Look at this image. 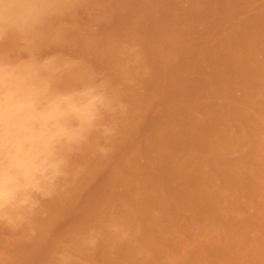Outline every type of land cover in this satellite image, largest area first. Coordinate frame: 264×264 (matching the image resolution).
Masks as SVG:
<instances>
[{
	"label": "rangeland",
	"instance_id": "obj_1",
	"mask_svg": "<svg viewBox=\"0 0 264 264\" xmlns=\"http://www.w3.org/2000/svg\"><path fill=\"white\" fill-rule=\"evenodd\" d=\"M169 1L50 0L44 15L27 34H6L9 37L5 35L0 38V59L3 58L0 62L8 64L17 63L19 60L18 62L35 65L43 64L51 82L54 80L53 88H60L57 91L80 90L84 89L86 84L98 92L101 91L111 103L107 109L101 110L100 123L112 127V132L107 138L102 135L100 137L99 131L88 133L89 140L87 139L83 146L80 145L82 149L77 147L70 154L72 156L69 157L68 176L58 181L57 191L55 190L50 198L40 200L39 211L36 210L39 214L35 212L29 216V223L0 221V264H244L246 261V264H260L262 261L261 264L264 263V193H261L264 192V0H237V3L236 0ZM230 3L231 6H228ZM68 10L69 12H66ZM153 52L155 53L152 54ZM166 68H170L169 72ZM136 72L138 73L134 74ZM261 76L263 81L260 80ZM128 110L130 114L127 113ZM252 123L256 127H253ZM186 128L187 131L182 130ZM189 134L190 136H187ZM207 134L209 140L206 139ZM228 141L231 144L228 145ZM101 146L106 152L99 151ZM127 157H130V160ZM256 192L257 194H254ZM156 196L158 198H155ZM62 213H65V216ZM206 234L210 235L206 237ZM31 242L35 246H32ZM204 250L206 252H203ZM172 257L175 261H172ZM181 259L182 261H179Z\"/></svg>",
	"mask_w": 264,
	"mask_h": 264
},
{
	"label": "clouds",
	"instance_id": "obj_2",
	"mask_svg": "<svg viewBox=\"0 0 264 264\" xmlns=\"http://www.w3.org/2000/svg\"><path fill=\"white\" fill-rule=\"evenodd\" d=\"M50 0H0V38L33 29ZM95 88L61 92L43 64L0 62V221L23 223L68 175L69 157L88 133L109 136ZM101 153L106 152L100 147Z\"/></svg>",
	"mask_w": 264,
	"mask_h": 264
},
{
	"label": "bare ground",
	"instance_id": "obj_3",
	"mask_svg": "<svg viewBox=\"0 0 264 264\" xmlns=\"http://www.w3.org/2000/svg\"><path fill=\"white\" fill-rule=\"evenodd\" d=\"M74 1H75V0H74ZM81 1H83V0H81ZM127 1H128V0H127ZM167 1H168V0H167ZM170 1H173V0H170ZM170 1H169V2H170ZM191 1H192V0H191ZM194 1H197V0H194ZM200 1H201V0H200ZM223 1H224V0H222V2H223ZM124 2H125V1H124ZM133 2H134V1H133ZM187 2H188V1H187ZM197 2H198V1H197ZM230 2H232V1H230ZM71 3H72V2H71ZM165 3H166V2H165ZM170 3H171V2H170ZM194 3H195V2H194ZM234 3H235V2H234ZM236 3H237V0H236ZM69 4H70V3H69ZM84 4H86V3H84ZM130 4H131V3H130ZM134 4H135V3H134ZM240 4H241V3H240ZM244 4H245V3H244ZM247 4H248V2H247ZM67 5H68V4H67ZM116 5H117V3H116ZM120 5H121V2H120ZM126 5H127V4H126ZM162 5H163V3H162ZM172 5H173V4H172ZM199 5H200V3H199ZM199 5H198V6H199ZM203 5H204V4H203ZM233 5H234V4H233ZM245 5H246V4H245ZM80 6H81V5H80ZM121 6H122V5H121ZM121 6H120V7H121ZM136 6H137V5H136ZM158 6H159V5H158ZM158 6H157V7H158ZM160 6H161V5H160ZM167 6H169V5H167ZM192 6H193V5H192ZM206 6H207V5H206ZM228 6H231V3H230V5H228ZM247 6H248V5H247ZM152 7H153V6H152ZM195 7H196V6H195ZM241 7H243V6H241ZM61 8H62V7H61ZM61 8H60V9H61ZM63 8H64V6H63ZM71 8H73V7H69V9H71ZM117 8H118V7H117ZM123 8H124V7H123ZM123 8H122V9H123ZM127 8H128V7H127ZM127 8H126V9H127ZM154 8H156V7L154 6ZM161 8H162V7H160L159 10H161ZM189 8H190V7H189ZM205 8H207V7H205ZM230 8H231V7H230ZM58 9H59V7H58ZM108 9H109V8H108ZM137 9H139V8H137ZM168 9H169V8H168ZM190 9H191V8H190ZM62 10H63V9H62ZM112 10H113V9H112ZM152 10H153V9H152ZM154 10H155V9H154ZM191 10H192V9H191ZM204 10H205V9H204ZM60 11H61V10H60ZM63 11H64V10H63ZM110 11H111V9H110ZM123 11H124V9H123ZM123 11H122V12H123ZM132 11H133V8H132ZM168 11H169V10H168ZM195 11H196V10H195ZM197 11H199V10H197ZM226 11H227V10H226ZM237 11H238V10H237ZM237 11H236V14H237ZM239 11H240V10H239ZM241 11H242V10H241ZM64 12H65V11H64ZM66 12H69V10L66 11ZM120 12H121V11H120ZM135 12H136V11H135ZM138 12H139V11H138ZM164 12H165V11H164ZM170 12H171V11H170ZM206 12H207V11H206ZM209 12L211 13V11H209ZM116 13H117V12H116ZM116 13H115V14H116ZM118 13H119V12H118ZM142 13H143V12H142ZM168 13H169V12H168ZM234 13H235V12H234ZM239 13H240V12H239ZM55 14H56V12H55ZM69 14H70V13H69ZM109 14H110V13H109ZM127 14H128V13H127ZM163 14H164V13H163ZM211 14H212V13H211ZM71 15H72V14H71ZM130 15H131V14H129L128 16L130 17ZM152 15H153V14H152ZM154 15H155V14H154ZM165 15H166V13L164 14V16H165ZM190 15H191V14H190ZM193 15H195V13H194ZM166 16H167V15H166ZM199 16H200V15H199ZM211 16H212V15H211ZM102 17H104V16H102ZM125 17H127V16H125ZM132 17H133V16H132ZM134 17H135V16H134ZM200 17H201V16H200ZM212 17H214V16H212ZM215 17H216V16H215ZM217 17H218V16H217ZM59 18H60V17H59ZM59 18H58V19H59ZM123 18H124V17H123ZM136 18H137V17H136ZM231 18H233V16H232ZM62 19H63V18H62ZM125 19H126V18H125ZM130 19H131V18H130ZM132 19H133V18H132ZM139 19H140V18H139ZM154 19H155V16H154ZM188 19H189V18H188ZM208 19H209V18H208ZM221 19H222V18H221ZM50 20H51V19H50ZM120 20H121V19H120ZM184 20H185V19H184ZM198 20H199V19L197 18V21H198ZM202 20H203V19H202ZM202 20H201V21H202ZM204 20H205V19H204ZM225 20H226V19H225ZM107 21H108V20H107ZM123 21L125 22L126 20H123ZM169 21H170V20H169ZM188 21H189V20H188ZM213 21H214V20H213ZM52 22H53V21H52ZM105 22H106V21H105ZM136 22H137V21H136ZM221 22H223V20H222ZM224 22H225V21H224ZM45 23H46V22H45ZM59 23H60V22H59ZM59 23H58V24H59ZM130 23H132V22H130ZM191 23H192V22H191ZM216 23H217V22H216ZM51 24H52V23H51ZM108 24H109V23H108ZM108 24H107V25H108ZM135 24H136V23H135ZM139 24H140V23H139ZM139 24H138V25H139ZM64 25H65V23H64ZM157 25H158V24H157ZM166 25H167V24H166ZM168 25H169V24H168ZM214 25H215V24H214ZM248 25H249V24H248ZM248 25H247V26H248ZM61 26H62V25H61ZM124 26H125V25H124ZM133 26L135 27L134 24H133ZM67 27H68V26H67ZM72 27H73V26H72ZM141 27H142V26H141ZM162 27H164V24H162ZM168 27H169V26H168ZM199 27H200V24H199ZM45 28H46V26H45ZM51 28H52V27H51ZM54 28H55V27H54ZM60 28H61V27H60ZM73 28H74V27H73ZM117 28H119V27H117ZM154 28H155V27H154ZM159 28H160V27H159ZM165 28H166V27H165ZM169 28H170V27H169ZM217 28H218V27H217ZM63 29H64V28H63ZM68 29H70V27H69ZM111 29H112V28H111ZM141 29H142V28H141ZM145 29H146V28H145ZM156 29H157V28H156ZM189 29H191V28H189ZM197 29H198V28H197ZM47 30H48V29H47ZM127 30H128V29H127ZM130 30H131V29H130ZM137 30H138V29H137ZM159 30H160V29H159ZM161 30H163V29H161ZM161 30H160V31H161ZM201 30H202V29H201ZM209 30H210V29H209ZM59 31H60V30H59ZM112 31H113V30H112ZM143 31H144V30H143ZM151 31H152V30H151ZM171 31H172V30H171ZM171 31H170V32H171ZM50 32H51V31H50ZM55 32H56V31H55ZM109 32H110V31H109ZM191 32H192V31H191ZM68 33H69V32H68ZM142 33H143V32H142ZM146 33H147V32H146ZM149 33H150V32H149ZM154 33H155V32H154ZM173 33H174V32H173ZM177 33H178V32H177ZM182 33H183V32H182ZM47 34H48V33H47ZM51 34H52V33H50V35H51ZM140 34H141V31H140ZM150 34H152V33H150ZM189 34H190V33H189ZM198 34H199V33H198ZM13 35H14V34H13ZM116 35H117V34H116ZM155 35H156V34H155ZM161 35H162V34H161ZM167 35H168V34H167ZM174 35H175V33H174ZM182 35H183V34H182ZM6 36H7V35H6ZM15 36H16V34H15ZM15 36H14V37H15ZM19 36H20V35H19ZM53 36H54V35H53ZM61 36H62V35H61ZM61 36H60V37H61ZM124 36H125V34H124ZM141 36H142V35H141ZM143 36H144V35H143ZM149 36H150V35H149ZM149 36H148V37H149ZM168 36H169V35H168ZM4 37H5V36H4ZM7 37H9V36H7ZM30 37H32V36H30ZM37 37H38V36H37ZM45 37H46V36H45ZM62 37H63V36H62ZM67 37H68V35H67ZM71 37H72V36H71ZM126 37H128V36H126ZM146 37H147V36H146ZM153 37H156V36H153ZM196 37H197V36H196ZM262 37H263V35H262ZM40 38H41V37H40ZM53 38H54V37H53ZM55 38H56V36H55ZM57 38H58V37H57ZM65 38H66V37H65ZM68 38H69V37H68ZM143 38H144V37H143ZM151 38H152V37H151ZM193 38H194V37H193ZM193 38H192V39H193ZM11 39H12V38H11ZM19 39H20V38H19ZM124 39H125V38H124ZM129 39H130V38H129ZM155 39H157V38H155ZM68 40H69V39H68ZM96 40H97V39H96ZM130 40H131V39H130ZM150 40H151V39H150ZM157 40H158V39H157ZM173 40H174V39H173ZM185 40H186V39H185ZM185 40H184V41H185ZM232 40H234V38H233ZM58 41H59V40H58ZM152 41H153V40H152ZM179 41H180V40H178V42H179ZM181 41H182V40H181ZM181 41H180V42H181ZM193 41H195V40H193ZM145 42H146V41H145ZM150 42H151V41H150ZM150 42H149V43H150ZM167 42H168V41H167ZM171 42L173 43V41H171ZM171 42H170V44H171ZM228 42H229V41H228ZM261 42H262V41H261ZM200 43H201V42H200ZM235 43H236V42H235ZM6 44H7V43H6ZM142 44H143V43H142ZM153 44L155 45V43H153ZM156 44H158V43H156ZM166 44H167V43H166ZM166 44H165V45H166ZM187 44H188V43H187ZM233 44H234V42H233ZM233 44H232V45H233ZM236 44H237V43H236ZM15 45H16V44H15ZM15 45H14V46H15ZM31 45H32V44H31ZM37 45H38V44H37ZM144 45H145V44H144ZM146 45H147V44H146ZM149 45H150V44H149ZM154 45H153V47H154ZM158 45H159V44H158ZM158 45H157V46H158ZM167 45H169V44H167ZM107 46H108V44H107ZM141 46H142V45H141ZM150 46H151V45H150ZM163 46H164V45H163ZM178 46L180 47V45H178ZM178 46H177V47H178ZM16 47H17V45H16ZM121 47H122V46H121ZM143 47H144V46H143ZM147 47H148V45H147ZM160 47H161V46H160ZM258 47H259V46H258ZM26 48H27V47H26ZM30 48H31V47H30ZM107 48H108V47H107ZM107 48H106V49H107ZM112 48H114V47H112ZM145 48H146V47H145ZM148 48H149V47H148ZM157 48H158V47H157ZM169 48H170V47H169ZM169 48H168V50H169ZM184 48H185V47H184ZM232 48H233V47H232ZM232 48H231V49H232ZM32 49H33V48H32ZM161 49H162V48H161ZM165 49H166V48H165ZM178 49H179V48H178ZM178 49H177V50H178ZM27 50H29V48H28ZM100 50H101V49H100ZM126 50H127V49H126ZM142 50H143V48H142ZM162 50H163V52H164V49H162ZM152 51H153V50H152ZM154 51H155V49H154ZM159 51H160V50H159ZM170 51H171V50H170ZM232 51H235V50H232ZM30 52H31V51H30ZM111 52H112V51H111ZM144 52H145V51H144ZM166 52H167V51H166ZM172 52H173V51H172ZM184 52H185V51H184ZM251 52H252V51H251ZM1 53H2V52H1ZM18 53H19V52H18ZM112 53H113V52H112ZM137 53H138V52H137ZM149 53H150V52H149ZM154 53H155V52H153L152 54H154ZM160 53L162 54V52H160ZM232 53H233V52H232ZM135 54H136V53H135ZM166 54H167V53H166ZM249 54H250V53H249ZM259 54H260V53H259ZM0 55H1V54H0ZM252 55H253V54H252ZM260 55H261V54H260ZM119 56H120V55H119ZM165 56H166V55H165ZM210 56H211V55H210ZM246 56H247V54H246ZM258 56H259V55H258ZM262 56H263V55H262ZM3 57H4V56H3ZM135 57H136V56H135ZM263 57H264V56H263ZM35 58H36V57H35ZM130 58H131V57H130ZM130 58H128V59H130ZM149 58H150V57H149ZM162 58H163V57H162ZM210 58H211V57H210ZM258 58H259V57H258ZM20 59H23V57H22V58L20 57ZM136 59H137V58H136ZM158 59H159V58H158ZM194 59H195V58H194ZM207 59H209V58L207 57ZM246 59H248V58H246ZM250 59H251V58H250ZM259 59H260V58H259ZM261 59H262V57H261ZM0 60H1V59H0ZM2 60H3V58H2ZM2 60H1V61H2ZM7 60H8V59H7ZM31 60H32V59H31ZM120 60H121V59H120ZM4 61H5V60H4ZM11 61H13V60H11ZM18 61H19V60H18ZM18 61H17V62H18ZM243 61H244V60H243ZM262 61H263V60H262ZM57 62H58V61H56V63H57ZM64 62H65V61H64ZM74 62H75V61H74ZM183 62H184V61H183ZM201 62H202V60H201ZM204 62H205V59H204ZM11 63H12V62H11ZM66 63H67V62H66ZM127 63H128V62H127ZM134 63H135V62H134ZM154 63H155V62H154ZM161 63H162V62H161ZM254 63H255V62H254ZM256 63H258V62H256ZM261 63H262V62H261ZM51 64H52V62H51ZM82 64H83V63H82ZM117 64H118V63H117ZM130 64H131V63H130ZM159 64H160V62H159ZM204 64H205V63H204ZM247 64H248V63H247ZM258 64H259V63H258ZM262 64H263V63H262ZM83 65H84V64H83ZM134 65H135V64H134ZM140 65H141V64H140ZM140 65H139V66H140ZM189 65H190V63H189ZM251 65L253 66L254 64H251ZM256 65H257V64H256ZM52 66H53V65H52ZM78 66L80 67L79 64H78ZM81 66H82V65H81ZM126 66H130V65H126ZM126 66H125V67H126ZM155 66H156V64H155ZM248 66H249V65H247V67H248ZM84 67H85V66H84ZM137 67H138V66H137ZM153 67H154V66H153ZM153 67H152V68H153ZM186 67H187V65H186ZM255 67H256V66H255ZM260 67H261V66H260ZM260 67H259V68H260ZM70 68H71V67H70ZM74 68H75V67H74ZM86 68H87V67H86ZM181 68H182V67H181ZM181 68H180V69H181ZM184 68H185V67H184ZM262 68H264L263 65H262ZM133 69H134V68H133ZM166 69H167V68H166ZM257 69H258V68H256V70H257ZM74 70H75V69H74ZM77 70H78V69H77ZM83 70H84V69H83ZM87 70H89V69H87ZM145 70H146V68H145ZM155 70H156V69H155ZM167 70H168V69H167ZM167 70H165V71H167ZM169 70H170V68H169ZM169 70H168V72H169ZM171 70H172V69H171ZM178 70H179V69H178ZM46 71H47V70H46ZM116 71H117V70H116ZM123 71H124V70H123ZM129 71H130V69H129ZM131 71H133V70H131ZM47 72H48V71H47ZM71 72H72V71H71ZM71 72H70V73H71ZM75 72H76V71H75ZM81 72H82V71H81ZM161 72H162V71H161ZM249 72H250V70H249ZM259 72H260V71H259ZM93 73H95V72L93 71ZM126 73H127V72H126ZM137 73H138V72H136V73H134V74H137ZM147 73H148V72H147ZM170 73H171V72H170ZM255 73H256V72H255ZM261 73H262V72H261ZM88 74H89V73H88ZM88 74H87V75H88ZM90 74H91V73H90ZM131 74H132V73H131ZM139 74H140V73H139ZM165 74H167V73H165ZM174 74H175V73H174ZM259 74H260V73H259ZM69 75H70V74H69ZM71 75H72V74H71ZM83 75H84V74H83ZM83 75H82V76H83ZM85 75H86V74H85ZM85 75H84V76H85ZM122 75H123V74H122ZM152 75H153V74H152ZM161 75H162V73H161ZM263 75H264V74H263ZM263 75H262V76H263ZM64 76H65V74H64ZM90 76H91V75H90ZM130 76H131V75H130ZM145 76H146V74H145ZM154 76H155V75H153V77H154ZM162 76H163V75H162ZM173 76H175V75H173ZM248 76H249V75H248ZM262 76H261V79H260V80H262ZM77 77H78V76H77ZM94 77H95V76H94ZM122 77H123V76H122ZM125 77H126V76H125ZM135 77H136V75H135ZM166 77H167V76H166ZM171 77H172V76H171ZM253 77H254V76H253ZM82 78H83V77H82ZM119 78H120V77H119ZM131 78H132V77H131ZM136 78H137V77H136ZM136 78H135V80H136ZM138 78H139V77H138ZM244 78H247V77H244ZM259 78H260V76H259ZM63 79H64V78H63ZM85 79H86V77H85ZM253 79H254V78H253ZM92 80L94 81V79H92ZM96 80H97V79H96ZM132 80H133V79H132ZM150 80H151V79H150ZM250 80H251V79H250ZM260 80H259V81H260ZM53 81H54V80H53ZM53 81H52V83H53ZM88 81H89V80H88ZM108 81H109V80H108ZM133 81H134V80H133ZM151 81H152V80H151ZM248 81H249V80H248ZM262 81H263V80H262ZM104 82H105V81H104ZM120 82H121V81H120ZM128 82H129V81H128ZM141 82H142V81H141ZM90 83H91V82H90ZM99 83H101V82H99ZM108 83H109V82H108ZM108 83H107V84H108ZM121 83H122V82H121ZM147 83H148V82H147ZM160 83H161V82H160ZM160 83H159V84H160ZM169 83H170V82H169ZM169 83H168V84H169ZM246 83H247V80H246ZM262 83H263V82H262ZM56 84H57V83H56ZM101 84H102V83H101ZM109 84H110V83H109ZM172 84H173V83H172ZM250 84H251V83H250ZM53 85H54V84H52V86H53ZM92 85H93V84H92ZM135 85H136V84H135ZM247 85H248V84H247ZM253 85H254V83H253ZM56 86H57V85H56ZM86 86H87V84L85 85L84 88H86ZM104 86H105V85H104ZM145 86H146V85H145ZM87 87H88V86H87ZM105 87H106L105 90H107V86H105ZM110 87H111V86H110ZM128 87H129V86H128ZM150 87H152L151 84H150ZM164 87H165V86H164ZM168 87H169V86H168ZM254 87H255V86H254ZM56 88H57V87H56ZM133 88H134V87H133ZM170 88H171V87H170ZM54 89H55V88H54ZM59 89H60V88H59ZM59 89H57V90H59ZM99 89H100V88H99ZM102 89H103V87H102ZM113 89H114V88H113ZM129 89H130V88H129ZM137 89H138V88H137ZM137 89H136V90H137ZM142 89H144V88H142ZM110 90H111V89H110ZM114 90H115V89H114ZM125 90H126V89H125ZM138 90H139V89H138ZM146 90H147V89H146ZM146 90H145V91H146ZM108 91H109V90H108ZM122 91H123V89H122ZM139 91H140V90H139ZM150 91H151V90H150ZM100 92H101V91H100ZM143 92H144V91H143ZM112 93H114V92H112ZM141 93H142V92H141ZM260 93H261V92H260ZM104 94H105V93H104ZM108 94H109V93H108ZM247 94H248V93H247ZM111 95H112V94H111ZM244 95H245V93H244ZM244 95H242V97H244ZM262 95H263V94H262ZM104 96H106V95H104ZM107 96H108V95H107ZM116 96H117V95H116ZM132 96H133V95H132ZM137 96H138V95H137ZM139 96H140V95H139ZM150 96H151V95H150ZM118 97H119V96H118ZM120 97H121V96H120ZM147 97H148V96H147ZM141 98H142V97H141ZM122 99H123V98H122ZM142 99H143V98H142ZM145 99H147V98H145ZM136 100H137V99H136ZM242 100H243V99H242ZM257 100H258V99H257ZM109 101H111V100H109ZM126 101H127V100H126ZM134 101H135V100H134ZM175 101H176V100H175ZM240 101H241V100H240ZM240 101H239V102H240ZM135 102H136V101H135ZM246 102H247V101H246ZM246 102H245V103H246ZM253 102H254V101H253ZM110 103H111V102H110ZM257 103H258V102H257ZM124 104H126V103H124ZM243 104H244V102H243ZM113 106H114V105H113ZM118 106H119V103H118ZM121 106H122V105H120V108H121ZM131 106H132V105H131ZM243 106H244V105H243ZM124 107H125V106H124ZM114 108H115V107H114ZM116 108H117V107H116ZM129 108H131V107H129ZM236 108H237V107H236ZM243 108H244V107H243ZM122 110H123V109H122ZM122 110H121V111H122ZM191 110H193V109H191ZM128 111H129V112H127V113L130 114V113H131L130 110H128ZM234 111H235V109H234ZM236 111H237V110H236ZM243 111H244V110H243ZM194 112H195V111H194ZM237 112H238V111H237ZM244 112H245V111H244ZM255 112H257V111H255ZM190 113H191V112H190ZM195 113H196V112H195ZM195 113H194V114H195ZM234 113H235V112H234ZM134 114H135V113H134ZM136 114H137V113H136ZM136 114H135V115H136ZM239 114H240V113H239ZM103 115H104V114H103ZM106 115H107V114H106ZM124 115H125V114H124ZM173 115H174V114H173ZM237 115H238V114H237ZM244 115H245V114H244ZM246 115H247V114H246ZM254 115L256 116V114H253V116H254ZM262 115H263V114H262ZM234 116H235V115H234ZM123 117L125 118V116H123ZM137 117H138V116H137ZM246 117H247V116H246ZM257 117H258V115H257ZM106 118H107V117H106ZM111 118H112V117H111ZM114 118H115V116H114ZM116 118H119V117H116ZM132 118H134V117H132ZM103 119H104V118H103ZM253 119H254V118H253ZM101 121H102V120H101ZM109 121L111 122L112 120H109ZM241 121H242V119H241ZM103 122L106 123V122H108V120H107L106 122H105V121H103ZM103 122H102V123H103ZM245 122H246V121H245ZM248 122H249V121H248ZM126 123H127V122H126ZM128 123H129V122H128ZM241 123H242V122H241ZM263 123H264V122H263ZM117 124H118V123H117ZM140 124H141V123H140ZM253 124H254V123H252V125H253ZM258 124H259V123H258ZM241 125H243V124H241ZM259 125H260V124H259ZM112 126H113V125H112ZM183 126H184V125H183ZM186 126H188V125H186ZM194 126H195V125H194ZM248 126H249V125H248ZM262 126H263V125H262ZM110 127H111V126H110ZM158 127H159V126H158ZM197 127H198V126H197ZM199 127H200V126H199ZM253 127H256V126L253 125ZM257 127H258V125H257ZM259 127H260V126H259ZM111 128H112V127H111ZM113 129H114V127H113ZM200 129H201V128H200ZM211 129H213V128H211ZM240 129H241V128H240ZM242 129H243V128H242ZM254 129H255V128H254ZM182 130H183V131H184V130L187 131V128H186V129H182ZM194 130H195V129H194ZM198 130H199V129H198ZM202 130H204V128H203ZM213 130H214V129H213ZM261 130H262V129H261ZM162 131H164V130H162ZM192 131H193V130H192ZM199 131H201V130H199ZM247 131H248V130H247ZM253 131H254V130H253ZM259 131H260V129H259ZM262 131H264V130H262ZM96 132H97V131H96ZM202 132H203V131H202ZM245 132H246V131H245ZM248 132H249V131H248ZM195 133H196V132H195ZM205 133H206V132H205ZM210 133H211V132H210ZM210 133H208V134L210 135ZM258 133H259V132H258ZM260 133H261V132H260ZM91 134H92V133H91ZM124 134H125V133H124ZM161 134H162V132H161ZM161 134H160V136H161ZM201 134H202V133H201ZM203 134H204V133H203ZM208 134L206 135V137H207L206 139H207V140H209V139H208ZM224 134H225V133H223V135H224ZM247 134H248V133H247ZM92 135H95V134H92ZM112 135H113V134H112ZM185 135H186V134H185ZM204 135H205V134H204ZM217 135H218V134H217ZM231 135H232V134H231ZM257 135H258V134H257ZM263 135H264V134H263ZM187 136H190V134L187 135ZM191 136H192V135H191ZM195 136H196V135H195ZM200 136H202V135H200ZM200 136H199V137H200ZM225 136H226V135H225ZM249 136H250V135H249ZM88 137H90V136H88ZM95 137H96V136H95ZM100 137H101V134H100ZM103 137H104V136H103ZM163 137H164V136H163ZM168 137H169V136H168ZM172 137H173V136H172ZM172 137H171L170 139H172ZM179 137H180V136H179ZM193 137H194V136H193ZM221 137H222V136H221ZM226 137H227V136H226ZM226 137H225V138H226ZM240 137H241V136H240ZM262 137H263V136H262ZM106 138H107V137H106ZM197 138H198V137H197ZM215 138H216V136H215ZM223 138H224V137H223ZM229 138H231V136H230ZM229 138H228V139H229ZM91 139H92V137H91ZM99 139H100V138H99ZM127 139H128V138H127ZM194 139H195V138H194ZM199 139H200V138H199ZM228 139H227V140H228ZM231 139H232V138H231ZM254 139H256V138H254ZM88 140H89V139H88ZM95 140H97V139H95ZM174 140H175V139H174ZM204 140H205V139H204ZM260 140H261V139H260ZM98 141H99V140H98ZM101 141H102V140H101ZM170 141H171V140H170ZM170 141H168V142L171 143ZM175 141H176V140H175ZM194 141H195V140H194ZM196 141L199 142V140H196ZM211 141H212V140H211ZM214 141H215V140H214ZM220 141H221V140H220ZM230 141H231V140H230ZM233 141H235V139H234ZM245 141H246V139H245ZM249 141H250V140H249ZM262 141H264V140H262ZM99 142H100V141H99ZM168 142H167V143H168ZM176 142H177V141H176ZM205 142H206V141H205ZM228 142H229V141H228ZM102 143H103V142H102ZM102 143H101V144H102ZM178 143H179V142H178ZM199 143H200V142H199ZM213 143H214V142H213ZM223 143H225V141H224ZM234 143H235V142H234ZM234 143H232V145H233ZM236 143H238V142H236ZM256 143H257V139H256ZM90 144H91V143H90ZM99 144H100V143H99ZM101 144H100V145H101ZM104 144H105V143H104ZM156 144H157V143H156ZM174 144H175V143H174ZM174 144H173V145H174ZM192 144H194V143L192 142ZM208 144H209V143H208ZM217 144H218V143H217ZM217 144H216V146H217ZM227 144L229 145V144H231V143L229 142V143H227ZM260 144H261V142H260ZM262 144H263V143H262ZM81 145L83 146L84 143L81 144ZM87 145H88V144H87ZM112 145H113V144H112ZM163 145H164V144H163ZM170 145H171V144H170ZM176 145H177V144H176ZM179 145H180V144H179ZM205 145H206V144H205ZM205 145H204V147H205ZM219 145H220V144H218V146H219ZM225 145H226V144H224V146H225ZM236 145H237V144H236ZM177 146H178V145H177ZM193 146H194V145H193ZM196 146H197V145H196ZM218 146H217V147H218ZM220 146H222V145H220ZM226 146H227V145H226ZM241 146H242V145H241ZM250 146H251V145H250ZM255 146H256V145H255ZM79 147H80V146H79ZM79 147H78V148H79ZM194 147H195V146H194ZM197 147H198V146H197ZM199 147H200V146H199ZM214 147H215V146H214ZM229 147H230V146H229ZM232 147H233V146H232ZM238 147H239V146H238ZM243 147H244V146H243ZM252 147H253V145H252ZM260 147H261V146H260ZM80 148L82 149V147H80ZM120 148H121V147H120ZM222 148H223V147H222ZM224 148H225V147H224ZM235 148H236V147H235ZM85 149H87V148H85ZM244 149H245V148H244ZM78 150H79V149H78ZM119 150H120V149H119ZM196 150H197V149H196ZM196 150H195V153H196ZM198 150H199V149H198ZM200 150H201V149H200ZM207 150H208V149H207ZM221 150H222V149H221ZM223 150H224V149H223ZM232 150H233V149H232ZM240 150H241V149H240ZM249 150H250V149H249ZM85 151H86V150H85ZM235 151H236V150H235ZM246 151H247V150H246ZM87 152H88V151H87ZM132 152H133V151H132ZM136 152H137V151H136ZM198 152H199V151H198ZM207 152H208V151H207ZM222 152H223V151H222ZM227 152H228V150H227ZM242 152H243V151H242ZM247 152H248V151H247ZM260 152H261V150H260ZM72 153H73V152H72ZM162 153H163V152H162ZM201 153H202V152H201ZM216 153H217V152H216ZM238 153H239V152H238ZM74 154H75V153H74ZM115 154H116V153H115ZM206 154H207V153H206ZM208 154H209V152H208ZM208 154H207V155H208ZM107 155H108V154H107ZM135 155H136V154H135ZM161 155H162V154H161ZM168 155H169V154H168ZM198 155H199V154H198ZM219 155H222V154H219ZM70 156H72V155H70ZM133 156H134V155H133ZM164 156H165V155H164ZM215 156H216V155H215ZM111 157H112V156H111ZM111 157H110V158H111ZM134 157H135V156H134ZM181 157H182V156H181ZM225 157H227V155H226ZM71 158H72V157H71ZM74 158H75V155H74ZM127 158H128V157H127ZM217 158H218V157H217ZM230 158H231V157H230ZM236 158H237V157H236ZM128 159L130 160V157H129ZM131 159H132V157H131ZM139 159H140V158H139ZM175 159H176V158H175ZM201 159H202V158H201ZM219 159H220V157H219ZM76 160H77V159H76ZM92 160H94V159H92ZM104 160H105V159H104ZM126 160H127V159H126ZM129 160H128V161H129ZM162 160H163V159H162ZM178 160H179V159H178ZM222 160H224V159H222ZM237 160H238V159H237ZM239 160H240V159H239ZM254 160H255V159H254ZM74 161H75V160H74ZM79 161H81V160H79ZM79 161H77V162H79ZM167 161H169V160H167ZM240 161H242V160H240ZM244 161H245V160H244ZM71 162H72V161H71ZM151 162H152V161H151ZM155 162H156V161H155ZM175 162H176V161H175ZM195 162H196V161H195ZM204 162H205V161H204ZM214 162H215V161H214ZM223 162H225V161H223ZM230 162H231V160H230ZM235 162H236V160H235ZM73 163H74V162H73ZM82 163H84V162H82ZM152 163H153V162H152ZM180 163H181V162H180ZM193 163H194V162H193ZM197 163H198V162H196V164H197ZM200 163H201V161H200ZM202 163H203V162H202ZM227 163H228V162H227ZM227 163H226V164H227ZM262 163H264V162H262ZM97 164H98V163H97ZM166 164H167V163H166ZM175 164H176V163H175ZM175 164H174V165H175ZM232 164H233V163H232ZM232 164H231V165H232ZM234 164H235V163H234ZM237 164H239V162H237ZM240 164H242V163H240ZM69 165H70V163H69ZM89 165H90V164H89ZM144 165H145V164H144ZM205 165H206V164H205ZM242 165H243V164H242ZM242 165H241V166H242ZM263 165H264V164H263ZM72 166H74V165H72ZM75 166H76V165H75ZM77 166H78V165H77ZM86 166H88V165H86ZM157 166H159V165L157 164ZM160 166H161V164H160ZM166 166H167V165H166ZM181 166H182V165H181ZM199 166H200V165H199ZM219 166H220V165H219ZM226 166H227V165H226ZM245 166H246V165H245ZM78 167H79V166H78ZM117 167H118V166H117ZM144 167H145V166H144ZM167 167H168V166H167ZM167 167H166V169H167ZM206 167H207V166H206ZM229 167H230V166H229ZM231 167H232V166H231ZM231 167H230V168H231ZM237 167H238V166H237ZM246 167H247V166H246ZM69 168H70V167H69ZM140 168H141V166H140ZM142 168H143V167H142ZM200 168H202V167H200ZM200 168H199V169H200ZM204 168H205V167H204ZM204 168H203V169H204ZM221 168H222V167H221ZM225 168H226V167H225ZM72 169H73V168H72ZM87 169H88V168H87ZM91 169H92V168H91ZM157 169H158V168H157ZM170 169H171V168H170ZM193 169H194V168H193ZM199 169H198V170H199ZM227 169H228V168H227ZM243 169H244V168H243ZM123 170H124V169H123ZM154 170H155V169H154ZM161 170H162V169H160V171H161ZM163 170H164V169H163ZM84 171H85V169H84ZM114 171H115V170H114ZM167 171H169V170L167 169ZM176 171H177V170H176ZM211 171H212V170H211ZM214 171H217V170H214ZM218 171H219V170H218ZM170 172H171V171H170ZM201 172H202V171H201ZM75 173H76V172H75ZM82 173H83V172H82ZM207 173H208V172H207ZM172 174H173V173H172ZM179 174H181V173H179ZM216 174H217V172H216ZM221 174H222V173H221ZM236 174H238V173H236ZM76 175H77V174H76ZM177 175H178V174H177ZM231 175H232V174H231ZM244 175H245V174H244ZM249 175H250V174H249ZM67 176H68V175H67ZM67 176H66V177H67ZM171 176H172V175H171ZM210 176H211V175H210ZM212 176H213V175H212ZM229 176H230V175H229ZM245 176H246V175H245ZM86 177H87V176H86ZM174 177H176V176L174 175ZM221 177H222V176H221ZM224 177H225V176H224ZM233 177H234V176H233ZM240 177H241V176H240ZM247 177H248V176H247ZM262 177H263V176H262ZM84 178H85V177H84ZM127 178H128V177H127ZM129 178H130V177H129ZM80 179H82V178H80ZM116 179H117V178H116ZM116 179H115V181H116ZM139 179H140V178H139ZM145 179H146V178H145ZM190 179H192V178H190ZM208 179H210V177H209ZM212 179H213V178H212ZM226 179H227V178H226ZM240 179H241V178H240ZM244 179H245V178H244ZM82 180H83V179H82ZM123 180H124V179H123ZM132 180H133V179H132ZM150 180H151V179H150ZM181 180H182V179H181ZM60 181H61V180H60ZM184 181H185V180H184ZM192 181H193V180H192ZM201 181H202V180H201ZM203 181H205V180H203ZM208 181H209V180H208ZM213 181H214V179H213ZM215 181H216V180H215ZM259 181H260V179H259ZM127 182H128V181H127ZM180 182H181V181H180ZM226 182H227V180H226ZM238 182H239V181H238ZM255 182H256V181H255ZM59 183H60V182H59ZM62 183H63V182H62ZM62 183H61V184H62ZM146 183H147V182H146ZM149 183H151V182H149ZM149 183H148V184H149ZM184 183H185V182H184ZM188 183H189V182H188ZM200 183H201V182H200ZM73 184H75V183H73ZM76 184H77V183H76ZM116 184H118V182H117ZM133 184H134V183H133ZM139 184H140V183H139ZM222 184H223V183H222ZM239 184H240V183H239ZM239 184H238V185H239ZM248 184H249V183H248ZM57 185H58V184H57ZM134 185H135V184H134ZM185 185H186V184H185ZM188 185H189V184H188ZM212 185H213V184H212ZM250 185H251V184H250ZM258 185H259V184H258ZM263 185H264V184H263ZM140 186H141V185H140ZM145 186H146V185H145ZM182 186H183V185H182ZM239 186H240V185H239ZM59 187H60V185H59ZM85 187H86V186H85ZM87 187H88V186H87ZM112 187L114 188V187H115V184H114V186H112ZM136 187H137V186H136ZM142 187H144V186H142ZM178 187H179V186H178ZM178 187H177V188H178ZM130 188H131V187H130ZM137 188H138V187H137ZM139 188H140V187H139ZM154 188H155V187H154ZM181 188H182V187H181ZM183 188H184V187H183ZM235 188H236V187H235ZM237 188H238V187H237ZM61 189H62V188H61ZM260 189H261V188H260ZM55 190H56V189H55ZM62 190H63V189H62ZM151 190H152V189H151ZM154 190H155V189H153V191H154ZM157 190H159V189L157 188ZM188 190H189V189H188ZM190 190H191V189H190ZM229 190H230V189H229ZM250 190H251V189H250ZM252 190H253V189H252ZM56 191H57V190H56ZM138 191H139V190H138ZM153 191H152V192H153ZM191 191H193V190H191ZM101 192H102V191H101ZM145 192H146V191H145ZM155 192H156V191H155ZM225 192H226V191H225ZM231 192H232V191H231ZM140 193H141V192H140ZM192 193H193V192H192ZM222 193H223V192H222ZM237 193H238V192H237ZM248 193H249V191H248ZM261 193H264V192H261ZM150 194H151V193H150ZM188 194H189V193H188ZM220 194H221V193H220ZM225 194H226V193H225ZM254 194H257V192L254 193ZM71 195H72V194H71ZM146 195H147V194H146ZM237 195H238V194H237ZM237 195H236V196H237ZM241 195H242V194H241ZM55 196H56V195H55ZM140 196H141V195H140ZM148 196H149V194H148ZM161 196H162V195H161ZM191 196H192V195H191ZM231 196H232V195H231ZM153 197H154V196H153ZM153 197H151V198H153ZM193 197H195V196H193ZM210 197H211V196H210ZM227 197H228V196H227ZM232 197H233V196H232ZM237 197H238V196H237ZM62 198H63V197H62ZM140 198H141V197H140ZM142 198H143V197H142ZM149 198H150V197H149ZM155 198H158V196H156ZM161 198L163 199V197H161ZM187 198H188V197H187ZM198 198H199V195H198ZM241 198H242V196H241ZM53 199H54V198H53ZM68 199H69V198H68ZM146 199H147V198H146ZM190 199H191V198H190ZM208 199H209V198H208ZM215 199H216V198H215ZM236 199H237V198H236ZM137 200H138V199H137ZM144 200H145V199H144ZM149 200H150V199H149ZM159 200H161V199H159ZM181 200H183V199H181ZM221 200H222V199H221ZM225 200H226V199H225ZM248 200H249V199H248ZM251 200H252V199H251ZM251 200H250V201H251ZM142 201H143V200H142ZM147 201H148V199H147ZM161 201H162V200H161ZM201 201H202V200H201ZM216 201H217V200H216ZM223 201H224V200H223ZM223 201H221V202H223ZM226 201H227V200H226ZM232 201H233V200H232ZM237 201H238V200H237ZM45 202H46V201H45ZM66 202H67V200H66ZM139 202H140V201H139ZM203 202H204V201H203ZM203 202H202V203H203ZM224 202H225V201H224ZM234 202H235V201H234ZM239 202H240V201H239ZM259 202H260V201H259ZM47 203H48V202H47ZM169 203H170V202H169ZM253 203H254V202H253ZM261 203H262V201H261ZM51 204H52V203H51ZM53 204H55V203H53ZM58 204H59V203H58ZM171 204H172V203H171ZM204 204H205V203H204ZM214 204H215V203H214ZM221 204H222V203H221ZM245 204H246V203H245ZM249 204H250V203H249ZM49 205H50V204H49ZM164 205H165V204H164ZM173 205H174V204H173ZM231 205H233V204L231 203ZM261 205H262V204H261ZM39 206H40V205H39ZM45 206H46V205H45ZM50 206H51V205H50ZM71 206H73V205L71 204ZM115 206H116V205H115ZM210 206H211V205H210ZM256 206H257V205H256ZM208 207H209V206H208ZM214 207H215V206H214ZM246 207H247V206H246ZM253 207H255V206H253ZM165 208H167V206H166ZM171 208H172V207H171ZM199 208H200V207H199ZM209 208H210V207H209ZM221 208H222V207H219V209H221ZM232 208H233V207H232ZM256 208H257V207H256ZM37 209H38V208H37ZM37 209H36V210H37ZM41 209H42V208H41ZM47 209H48V208H47ZM47 209H46V210H47ZM64 209H65V208H64ZM73 209H74V208H73ZM73 209H72V210H73ZM112 209H113V208H112ZM120 209H121V208H119V210H120ZM163 209H164V208H163ZM212 209H213V208H212ZM44 210H45V209H44ZM173 210H174V209H173ZM230 210H231V207H230ZM258 210H259V208H258ZM258 210H257V212H258ZM38 211H39V209H38ZM38 211H35V212L38 213ZM62 211H64V210H62ZM123 211H124V210H123ZM208 211H209V210H208ZM254 211H255V210H254ZM262 211H263V210H262ZM262 211H261V212H262ZM35 212H34V213H35ZM41 212H42V211H41ZM113 212H114V211H113ZM117 212H118V211H117ZM126 212H128V211H126ZM167 212H168V211H167ZM200 212H201V210H200ZM263 212H264V211H263ZM71 213H72V212H71ZM96 213H97V212H96ZM181 213H182V212H181ZM197 213H198V212H197ZM210 213H211V212H210ZM230 213H231V212H230ZM38 214H39V213H38ZM44 214H45V213H44ZM60 214H61V212H60ZM62 214H63V213H62ZM64 214H65V213H64ZM64 214H63V215H64ZM156 214H158V213H156ZM193 214H194V213H193ZM226 214H227V213H226ZM237 214H238V213H237ZM257 214H258V213H257ZM260 214H261V213H260ZM262 214H264V213H262ZM36 215H37V214H36ZM52 215H53V214H52ZM55 215H56V214H55ZM126 215H127V214H126ZM126 215H125V216H126ZM128 215H129V214H128ZM176 215H177V214H176ZM179 215H180V213H179ZM209 215H210V214H209ZM30 216H31V215H30ZM64 216H65V215H64ZM81 216H82V215H81ZM158 216H159V215H158ZM195 216H196V215H195ZM197 216H198V215H197ZM204 216H205V215H204ZM207 216H208V215H207ZM224 216H225V215H224ZM236 216H237V215H236ZM253 216H254V215H253ZM36 217H37V216H36ZM38 217H39V216H38ZM41 217H42V216H41ZM53 217H54V216H53ZM129 217H130V216H129ZM135 217H136V216H135ZM160 217H161V216H160ZM178 217H179V216H178ZM190 217H192V215H191ZM220 217H221V216H220ZM231 217H232V216H231ZM231 217H229V218H231ZM234 217H235V215H234ZM234 217H233V218H234ZM240 217H241V216H240ZM30 218H31V217H30ZM42 218H43V217H42ZM82 218H83V217H82ZM161 218H162V217H161ZM207 218H208V217H207ZM211 218H212V220H213V217H211ZM223 218H224V217H223ZM241 218H242V217H241ZM32 219H33V218H32ZM32 219H31V221H34V220H32ZM35 219H37V218H35ZM94 219H96V218H94ZM134 219H136V218H134ZM183 219H184V218H183ZM209 219H210V218H209ZM209 219H208V220H209ZM226 219H228V218H226ZM235 219H236V218H235ZM254 219H255V218H254ZM256 219H257V218H256ZM260 219H261V218H260ZM262 219L264 220V218H262ZM51 220H52V219H51ZM61 220H62V219H61ZM98 220H99V219H98ZM179 220H180V219H179ZM208 220H207V221H208ZM228 220H229V219H228ZM245 220H247V219H245ZM248 220H249V219H248ZM26 221H27V220H26ZM79 221H80V220H79ZM133 221H134V220H133ZM181 221H182V220H181ZM185 221L187 222V219H186ZM197 221H198V220H197ZM233 221H234V220H233ZM235 221H236V220H235ZM257 221H260V220H257ZM27 222H28V221H27ZM27 222H26V223H27ZM40 222H42V221H40ZM40 222H39V223H40ZM53 222L55 223V221H53ZM59 222H60V221H59ZM80 222H82V221H80ZM135 222H136V221H135ZM182 222H183V221H182ZM182 222H181V223H182ZM186 222H185V223H186ZM210 222H211V220H210ZM214 222H215V221H214ZM229 222H230V221H229ZM253 222H254V221H253ZM28 223H29V222H28ZM54 223H53V224H54ZM77 223H78V222H77ZM179 223H180V222H179ZM179 223H176V224H179ZM189 223H190V222H189ZM195 223H196V222H195ZM230 223H231V222H230ZM230 223H229V224H230ZM19 224H20V223H19ZM37 224H38V223H37ZM40 224H41V223H40ZM53 224H51V225H53ZM74 224H75V223H74ZM78 224H79V223H78ZM130 224H131V223H130ZM187 224H188V223H187ZM215 224H216V223H215ZM218 224H220V223H218ZM235 224H236V223H235ZM255 224H256V223H255ZM257 224H258V222H257ZM28 225L30 226V224H28ZM28 225H27V226H28ZM42 225H43V224H42ZM54 225H55V224H54ZM59 225H60V224H59ZM75 225H76V224H75ZM211 225H213V224H211ZM222 225H223V224H222ZM226 225H227V224H226ZM230 225L232 226V224H230ZM230 225H229V227H230ZM233 225H234V224H233ZM243 225H244V224H243ZM25 226H26V225H25ZM55 226H56V225H55ZM66 226H67V225H66ZM93 226H94V225H93ZM175 226H176V225H175ZM207 226H208V225H207ZM216 226H217V225H216ZM218 226H219V225H218ZM5 227H6V226H5ZM36 227H40V226H36ZM36 227H35V228H36ZM41 227H42V226H41ZM68 227H69V226H68ZM85 227H86V226H85ZM89 227H91V226H89ZM95 227H96V226H95ZM140 227H141V226H140ZM153 227H154V226H152V228H153ZM201 227H202V226H201ZM219 227H220V226H219ZM242 227H243V226H242ZM257 227H258V226H257ZM14 228H15V227H14ZM22 228H23V225H22ZM27 228H28V227H27ZM35 228H34V229H35ZM64 228H65V227H64ZM64 228H63V229H64ZM79 228H80V227H79ZM174 228H175V227H174ZM211 228H212V227H211ZM238 228H239V227H238ZM253 228H254V227H253ZM77 229H78V228H77ZM87 229H88V227H87ZM130 229H131V228H130ZM154 229H155V228H154ZM178 229H179V228H178ZM189 229H190V228H189ZM191 229H192V227H191ZM202 229H203V228H202ZM246 229H248V228H246ZM9 230H10V229H9ZM45 230H46V229H45ZM52 230H53V228H52ZM56 230H58V229H56ZM59 230H60V228H59ZM180 230H182V229H180ZM183 230H184V229H183ZM204 230H205V229H204ZM213 230H214V228H213ZM35 231H36V230H35ZM35 231H33V232H35ZM40 231H41V230H40ZM72 231H73V230H72ZM75 231H77V230H75ZM79 231H80V229H79ZM153 231H154V230H153ZM174 231H175V230H174ZM207 231H208V230H207ZM217 231H218V230H217ZM241 231H242V229H241ZM247 231H248V230H247ZM22 232H23V231H22ZM38 232H39V231H38ZM44 232H45V231H44ZM59 232H61V231H59ZM63 232H64V230H63ZM63 232H62V233H63ZM151 232H152V231H151ZM179 232H180V231H179ZM185 232H186V231H185ZM203 232H204V231H203ZM209 232H210V231H209ZM62 233H61V234H62ZM68 233H69V232H68ZM79 233H80V232H79ZM86 233H87V232H86ZM108 233H109V232H108ZM182 233H184V232H182ZM23 234H25V233H23ZM27 234H28V233H27ZM31 234H32V232H31ZM61 234H60V235H61ZM153 234H154V233H153ZM204 234H205V233H204ZM213 234H215V233H213ZM248 234H249V233H248ZM18 235H20V233H19ZM40 235H41V234H40ZM93 235H94V234H93ZM93 235H92V236H93ZM126 235H127V234H126ZM126 235H125V236H126ZM183 235L185 236L186 234L184 233ZM202 235H203V233H202ZM207 235H210V234H206V237H207ZM21 236H22V235H21ZM58 236H59V235H58ZM79 236H81V235H79ZM119 236H120V235H119ZM123 236H124V235H123ZM152 236H153V235H152ZM184 236H183V237H184ZM189 236H190V235H189ZM197 236H198V235H197ZM22 237H23V236H22ZM90 237H91V236H90ZM154 237H155V236H154ZM167 237H169V236H167ZM167 237H166V240H167ZM185 237H186V236H185ZM185 237H184V239H185ZM194 237H196V236H194ZM244 237H246V236H244ZM250 237H251V236H250ZM261 237H262V236H261ZM35 238H36V237H35ZM39 238H40V237H39ZM115 238H116V237H115ZM127 238H128V237H127ZM186 238H187V237H186ZM229 238H230V237H229ZM247 238H248V237H247ZM247 238H246V239H247ZM33 239H34V238H33ZM41 239H42V238H41ZM43 239H44V238H43ZM55 239H57V238H55ZM122 239H123V238H122ZM125 239H126V238H124L123 240H125ZM193 239H194V238H193ZM205 239H206V238H204V240H205ZM250 239H251V238H250ZM256 239H257V238H256ZM262 239H263V238H262ZM36 240H37V239H36ZM50 240H51V239H50ZM82 240H84V239H82ZM186 240H188V238H187ZM237 240H238V239H237ZM240 240H241V239H240ZM244 240H245V238H244ZM5 241H7V240H5ZM39 241H40V240H39ZM53 241H55V240H53ZM58 241H59V240H58ZM86 241H87V240H86ZM95 241H96V240H95ZM167 241H168V240H167ZM188 241H189V240H188ZM194 241H195V240H194ZM211 241L213 242V239H212ZM219 241H220V240H219ZM219 241H218V242H219ZM246 241H247V240H246ZM246 241H245V242H246ZM250 241H251V240H250ZM250 241H249V242H250ZM253 241H254V240H253ZM33 242H34V241H33ZM50 242H51V241H50ZM61 242H62V241H61ZM61 242H60V243H61ZM73 242H74V241H73ZM84 242H85V241H84ZM100 242H101V241H100ZM161 242H162V241H161ZM197 242H198V241H197ZM201 242H202V241H201ZM242 242H243V240H242ZM255 242H256V241H255ZM1 243H2V241H1ZM34 243H35V242H34ZM38 243H39V242H38ZM56 243H57V242H56ZM76 243H78V242H76ZM93 243H94V242H93ZM124 243H125V242H124ZM189 243L191 244L192 242H189ZM198 243H199V242H198ZM204 243H205V241H204ZM206 243H208V242H206ZM236 243H237V242H236ZM260 243H261V242H260ZM29 244H30V243H29ZM31 244H32V242H31ZM36 244H37V243H36ZM122 244H123V243H122ZM142 244H143V243H142ZM171 244H172V243H171ZM187 244H188V243H187ZM196 244H197V243H196ZM210 244H211V243H210ZM225 244H226V243H225ZM239 244H240V243H239ZM247 244H248V243H247ZM255 244H257V243H255ZM33 245H34V244H32V246H33ZM53 245H54V244H53ZM135 245H136V244H135ZM201 245H202V244H201ZM244 245H245V244H244ZM260 245H261V244H260ZM2 246H3V245H2ZM28 246H29V245H28ZM34 246H35V245H34ZM59 246H60V244H59ZM76 246H77V245H76ZM177 246H178V245H177ZM239 246H240V245H239ZM242 246H243V245H242ZM252 246H253V245H252ZM4 247H5V246H4ZM51 247H52V246H51ZM121 247H122V246H121ZM185 247H186V245H185ZM195 247H196V245H195ZM195 247H194V248H195ZM209 247H210V246H209ZM209 247H208V248H209ZM215 247H216V246H215ZM226 247H227V246H226ZM240 247H241V246H240ZM240 247H239V248H240ZM245 247H246V246H245ZM248 247H249V246H248ZM250 247H251V245H250ZM58 248H59V247H58ZM75 248H76V247H75ZM108 248H109V247H108ZM131 248H132V247H131ZM170 248H171V247H170ZM173 248H174V247H173ZM179 248H180V246H179ZM206 248H207V247H206ZM222 248H223V247H222ZM228 248H229V247H228ZM239 248H238V249H239ZM6 249H7V247H6ZM109 249H110V248H109ZM109 249H108V250H109ZM177 249H178V248H177ZM177 249H176V250H177ZM195 249H196V248H195ZM198 249H199V248H198ZM198 249H197V250H198ZM216 249H217V248H216ZM225 249H226V248H225ZM235 249L237 250V248H235ZM244 249H245V248H244ZM244 249H243V250H244ZM66 250H67V249H66ZM124 250H125V249H124ZM127 250H128V249H127ZM142 250H143V249H142ZM164 250H165V249H164ZM180 250H181V249H180ZM214 250H215V249H214ZM260 250H261V249H260ZM262 250H263V249H262ZM75 251H77V249H76ZM85 251H86V249H85ZM192 251H193V250H192ZM199 251H200V250H199ZM223 251H224V248H223ZM226 251H227V250H226ZM226 251H225V252H226ZM228 251H229V250H228ZM238 251H239V250H238ZM244 251H245V250H244ZM257 251H258V250H257ZM3 252H4V251H3ZM26 252H27V251H26ZM118 252H119V251H118ZM128 252H130V251H128ZM193 252L195 253V251H193ZM203 252H206V251L204 250ZM216 252H217V250H216ZM231 252H232V251H231ZM251 252H253V251H251ZM251 252H250V253H251ZM4 253H5V252H4ZM6 253H7V252H6ZM69 253H70V251H69ZM165 253H166V252H165ZM207 253H208V252H207ZM207 253H206L205 255H207ZM228 253H229V252H228ZM32 254H33V253H32ZM59 254H60V253H59ZM72 254H75V253H72ZM116 254H117V253H116ZM166 254H167V253H166ZM177 254H178V253H177ZM180 254H181V253H180ZM214 254H215V253H214ZM218 254H219V253H218ZM218 254H217V255H218ZM221 254H223V252H222ZM225 254H227V253H225ZM234 254H235V253H234ZM246 254H247V253H246ZM25 255H26V254H25ZM25 255H24V256H25ZM35 255H36V254H35ZM53 255H54V254H53ZM61 255H63V254H61ZM61 255H58V256H61ZM65 255H66V254H65ZM138 255H139V254H138ZM138 255H137V256H138ZM181 255H182V254H181ZM181 255H180V256H181ZM201 255H203V254H201ZM211 255H212V254H211ZM229 255H230V254H229ZM229 255H228V256H229ZM235 255H236V254H235ZM237 255H238V254H237ZM261 255H262V254H261ZM15 256H17V255H15ZM19 256H20V254H19ZM32 256H33V255H32ZM68 256H70V255H68ZM68 256H67V257H68ZM82 256H83V255H82ZM130 256H131V255H130ZM187 256H188V255H187ZM203 256H204V255H203ZM231 256H232V255H231ZM248 256H249V255H248ZM262 256H263V255H262ZM50 257H51V256H50ZM72 257H73V256H72ZM145 257H146V256H145ZM173 257H174V256H173ZM173 257H172V258H173ZM184 257H185V256H184ZM195 257H196V256H195ZM195 257H194V258H195ZM235 257H236V256H235ZM254 257H255V256H254ZM257 257H258V254H257ZM259 257H260V256H259ZM68 258H69V257H68ZM117 258H118V257H117ZM148 258H149V257H148ZM162 258H163V257H162ZM162 258H161V259H162ZM164 258H165V257H164ZM169 258H170V257H168V261H169ZM192 258H193V257H192ZM226 258H227V257H226ZM238 258H240V257H238ZM106 259H107V258H106ZM166 259H167V258H166ZM204 259H205V258H204ZM213 259H214V258H213ZM240 259H241V258H240ZM251 259H252V258H251ZM254 259H255V258H254ZM143 260H144V259H143ZM143 260H142V261H143ZM162 260H163V259H162ZM190 260H191V259H190ZM199 260H200V259H199ZM201 260H202V259H201ZM214 260H215V259H214ZM216 260L219 261L218 259H216ZM233 260H235V259H233ZM249 260H250V259H249ZM252 260H253V259H252ZM261 260H262V258H261ZM263 260H264V259H263ZM20 261H21V260H20ZM53 261H54V260H53ZM68 261H69V260H68ZM165 261H166V260H165ZM172 261H175L174 258L172 259ZM179 261H182V259L179 260ZM226 261H227V260H226ZM237 261H238V260H237ZM258 261H260V260H258ZM107 262H108V260H107ZM192 262H193V261H192ZM198 262H199V261L197 260V263H198ZM206 262H207V261H206ZM238 262H239V261H238ZM246 262H247V261H246ZM246 262H245L244 264H246ZM262 262H263V261H262ZM262 262H261V263H262ZM47 263H48V262H47ZM51 263L54 264L53 262H51ZM142 263H143V262H142ZM155 263H156V262H155ZM180 263H181V262H180ZM182 263H183V262H182ZM248 263H249V262H248ZM250 263H252V262H250ZM261 263H260V264H261ZM55 264H56V263H55ZM116 264H117V263H116ZM174 264H175V263H174ZM177 264H178V263H177ZM258 264H259V263H258ZM263 264H264V263H263Z\"/></svg>",
	"mask_w": 264,
	"mask_h": 264
}]
</instances>
